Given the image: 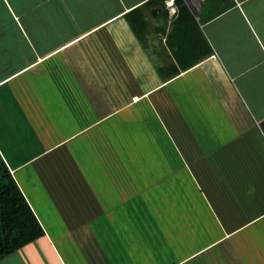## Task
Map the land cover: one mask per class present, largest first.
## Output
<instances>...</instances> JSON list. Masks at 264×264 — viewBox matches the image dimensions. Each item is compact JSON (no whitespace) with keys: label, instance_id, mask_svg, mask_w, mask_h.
I'll return each instance as SVG.
<instances>
[{"label":"crops","instance_id":"0c3cea01","mask_svg":"<svg viewBox=\"0 0 264 264\" xmlns=\"http://www.w3.org/2000/svg\"><path fill=\"white\" fill-rule=\"evenodd\" d=\"M147 1L0 0V150L45 232L0 264H264V0H184L210 55L168 82Z\"/></svg>","mask_w":264,"mask_h":264},{"label":"trees","instance_id":"16d2710c","mask_svg":"<svg viewBox=\"0 0 264 264\" xmlns=\"http://www.w3.org/2000/svg\"><path fill=\"white\" fill-rule=\"evenodd\" d=\"M168 1L171 0H148L144 6L133 8L125 15L145 49H148L150 41L148 19L161 21L156 30L166 36L165 51L171 54L166 57L158 54L164 60H170L156 67L164 82L176 78L210 55L200 24L184 0H173L177 10L171 19L167 11ZM44 235L41 223L0 155V260Z\"/></svg>","mask_w":264,"mask_h":264},{"label":"rangeland","instance_id":"374dc122","mask_svg":"<svg viewBox=\"0 0 264 264\" xmlns=\"http://www.w3.org/2000/svg\"><path fill=\"white\" fill-rule=\"evenodd\" d=\"M150 21H152L151 23V33H150V36L151 39L149 41V46H148V49H147V53L149 54V59L151 60V64L155 65V68L157 67V65H160L161 64V60L162 58L164 57H160V59L158 58V56H156V51L157 52H160L162 54V43L160 41H157L156 38H155V33L152 31L153 30V27L156 26V23L155 20L153 19H149ZM3 54V55H2ZM5 56L7 57L6 53L4 51H1L0 50V75H2V72L5 70L2 68L1 66V63L6 61L5 60ZM165 60H167L165 58ZM165 62V61H163ZM156 135H152V136H148L147 138L151 139L152 140V143H155V141L158 139L161 140L162 144L165 142V145H160L159 147H157L156 149V152H154V150H152L151 152L148 153L149 155V159H153L154 160V157L155 158H158L161 162H163V169L165 168V172L167 173V176L164 177V181H166L164 183V188L165 186L169 187V184L170 186L174 189V186H176L177 188H179V191L180 193L181 192H184L186 190V187L188 185H190V179H189V173H190V169H188V164L186 166H184V162L186 163V157L184 154V152L182 151H176L170 144V142L167 141V136L166 135H158L157 137H155ZM152 137V138H150ZM149 141V140H148ZM147 141V142H148ZM147 144V143H146ZM135 145H134V142L131 143V147L133 148ZM165 147V148H164ZM131 148V149H132ZM141 153V152H140ZM0 155L1 157L3 158V154L0 150ZM184 160V162H183ZM155 161V160H154ZM186 169V173H185V170ZM142 171V169H140ZM154 169H149L148 167H146V172H145V175L146 176H150ZM184 171V173H183ZM177 180L179 181V185H175L173 182L174 180Z\"/></svg>","mask_w":264,"mask_h":264}]
</instances>
